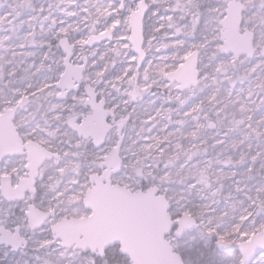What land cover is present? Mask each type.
Here are the masks:
<instances>
[{
  "label": "snow or ice",
  "instance_id": "snow-or-ice-1",
  "mask_svg": "<svg viewBox=\"0 0 264 264\" xmlns=\"http://www.w3.org/2000/svg\"><path fill=\"white\" fill-rule=\"evenodd\" d=\"M0 264H264V0H0Z\"/></svg>",
  "mask_w": 264,
  "mask_h": 264
}]
</instances>
